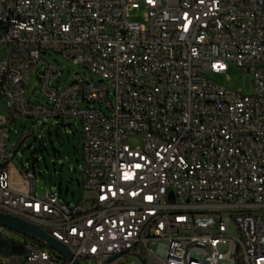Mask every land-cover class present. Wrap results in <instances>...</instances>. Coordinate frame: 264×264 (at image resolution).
<instances>
[{"label": "built area", "instance_id": "obj_1", "mask_svg": "<svg viewBox=\"0 0 264 264\" xmlns=\"http://www.w3.org/2000/svg\"><path fill=\"white\" fill-rule=\"evenodd\" d=\"M230 66L249 94L213 82ZM22 120L76 121L80 201L10 163ZM0 212L79 264H264V0H0ZM1 264L70 263L28 246Z\"/></svg>", "mask_w": 264, "mask_h": 264}, {"label": "rangeland", "instance_id": "obj_2", "mask_svg": "<svg viewBox=\"0 0 264 264\" xmlns=\"http://www.w3.org/2000/svg\"><path fill=\"white\" fill-rule=\"evenodd\" d=\"M136 22H143L141 17L133 18ZM47 61H56L63 68L62 80L70 83L74 80V73H80L84 80H96L90 74L82 75L70 62L60 56L50 54ZM213 82L225 87L231 92L249 94L251 91V77L240 69L230 66L225 74L211 76ZM46 125L35 123L33 120H22L10 125L9 149H15L18 141L21 147L10 163L20 171L22 168H34L36 181L35 192L38 197L46 193H56L59 201L64 204L77 203L85 192L81 178L82 138L80 127L72 121L73 129L58 127L56 122H45ZM76 127V128H75ZM42 147L41 153L38 152ZM131 257L122 259L119 264H136Z\"/></svg>", "mask_w": 264, "mask_h": 264}, {"label": "water", "instance_id": "obj_3", "mask_svg": "<svg viewBox=\"0 0 264 264\" xmlns=\"http://www.w3.org/2000/svg\"><path fill=\"white\" fill-rule=\"evenodd\" d=\"M45 124H41V126H44ZM58 127L65 128L69 127V125H58ZM22 142L18 144V146L12 151L11 159L15 157L18 150L21 147ZM0 229L15 233L17 235H20L22 237H25L26 239L41 243L47 247V249L52 250L53 252L57 253L64 261L70 264H79V262L76 259H73V256L69 249L61 244L58 240L51 237L48 233H46L42 228H40L37 225H34L32 223H28L24 220H21L19 218L13 217L8 214H4L0 212ZM128 254V251H124L120 254L114 255L108 260V264H111L115 262L116 260L122 258L123 256H126ZM134 258H136L139 261V264H144V260L139 255H132Z\"/></svg>", "mask_w": 264, "mask_h": 264}, {"label": "trees", "instance_id": "obj_4", "mask_svg": "<svg viewBox=\"0 0 264 264\" xmlns=\"http://www.w3.org/2000/svg\"><path fill=\"white\" fill-rule=\"evenodd\" d=\"M21 141H18L15 148ZM42 147L39 148L38 152L41 153ZM31 170H34L32 167ZM38 247L47 248L41 243H36L17 235L15 233L0 229V264L2 259L5 258H16L17 260H22L27 254V247ZM50 250V249H49ZM52 251V250H50Z\"/></svg>", "mask_w": 264, "mask_h": 264}]
</instances>
